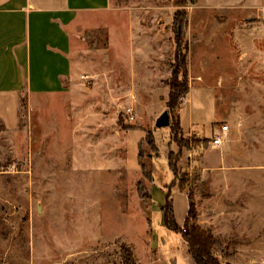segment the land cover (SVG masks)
<instances>
[{"label": "rangeland", "instance_id": "obj_1", "mask_svg": "<svg viewBox=\"0 0 264 264\" xmlns=\"http://www.w3.org/2000/svg\"><path fill=\"white\" fill-rule=\"evenodd\" d=\"M185 2L110 0L82 14L66 90L20 104L16 129L0 124V264H124L120 246L137 264H196L183 231L162 227L156 200L149 214L141 207L139 184L170 191L176 221L191 213L223 263L264 264V0ZM177 9L188 94L175 112L197 119L186 130L155 126L178 63ZM139 127L159 150L144 149L153 183L138 157L127 162V146L146 138ZM215 134L225 139L213 145Z\"/></svg>", "mask_w": 264, "mask_h": 264}, {"label": "crops", "instance_id": "obj_2", "mask_svg": "<svg viewBox=\"0 0 264 264\" xmlns=\"http://www.w3.org/2000/svg\"><path fill=\"white\" fill-rule=\"evenodd\" d=\"M108 10L110 0H0V124L5 130L18 127L20 98L27 97L29 105L33 95L52 96L66 90L74 22L82 14ZM190 112L180 114L183 130L197 122ZM137 153V144L135 148L127 146L131 167L137 163ZM150 188L152 199L162 206L164 193L155 194ZM175 206L174 201V210ZM161 225L164 227L163 222ZM156 247L152 240L151 249ZM72 255L80 254L68 256Z\"/></svg>", "mask_w": 264, "mask_h": 264}, {"label": "trees", "instance_id": "obj_3", "mask_svg": "<svg viewBox=\"0 0 264 264\" xmlns=\"http://www.w3.org/2000/svg\"><path fill=\"white\" fill-rule=\"evenodd\" d=\"M185 0H177V6L182 7L185 4ZM191 3H194V0H191ZM180 18V21H179ZM172 27L175 34V43H176V52H175V63L176 67L172 70L171 77L168 80L169 94L168 100L166 102L167 113L169 117V125L175 127L176 130H180V115L176 114L178 107L181 104L182 99L188 94V85L186 79V62L182 55H180L181 45L183 43V29L186 24V13L182 10L177 9L174 18L172 21ZM182 75L181 80L179 75ZM24 98V97H22ZM20 98V104L25 108L27 105V100ZM20 113V112H19ZM178 115V125H173L172 120H175ZM140 130L145 132L146 138L141 141L138 146V164L141 168V172L144 175H149L150 183H153L154 178L152 175L151 166L144 162V149H147V156L150 158L152 155L155 157L159 156V150L156 147V141L153 136V133L150 130H146L142 127H139ZM182 129V128H181ZM132 130V128H128ZM144 142L146 145H144ZM177 142V140H176ZM158 155V156H157ZM176 160V159H175ZM167 164L169 170L173 173L174 177L177 176V165L174 161L173 152L167 154ZM194 181L198 179L193 177ZM138 198L141 201V207L148 213L149 208L152 203V196L150 193V187H145L144 184H139L137 186ZM145 198V199H144ZM164 207L160 206V211L163 215V226L173 233H182V238L188 246V252L194 259L196 264H226L220 260V257L216 252V241L213 233L197 224L195 217L189 213L185 216L182 225H179L176 221L173 194L170 191L165 192ZM149 214V213H148ZM120 257L124 264H137L133 255V250L131 247L120 246ZM111 263L110 260L106 261ZM112 264V263H111ZM115 264V263H113Z\"/></svg>", "mask_w": 264, "mask_h": 264}, {"label": "water", "instance_id": "obj_4", "mask_svg": "<svg viewBox=\"0 0 264 264\" xmlns=\"http://www.w3.org/2000/svg\"><path fill=\"white\" fill-rule=\"evenodd\" d=\"M170 121H169V117H168V113L167 111L164 112L160 118L157 120L156 122V127L157 128H164L167 127L169 125Z\"/></svg>", "mask_w": 264, "mask_h": 264}, {"label": "built area", "instance_id": "obj_5", "mask_svg": "<svg viewBox=\"0 0 264 264\" xmlns=\"http://www.w3.org/2000/svg\"><path fill=\"white\" fill-rule=\"evenodd\" d=\"M220 130L222 133H225L227 131V127L226 126H222L220 127ZM225 139V135L224 134H219V135H214L213 137H211V142L214 144H220L221 140Z\"/></svg>", "mask_w": 264, "mask_h": 264}]
</instances>
